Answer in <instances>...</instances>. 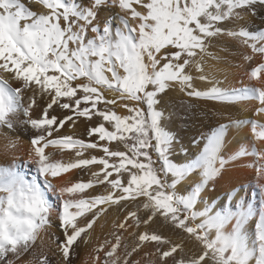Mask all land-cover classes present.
I'll return each instance as SVG.
<instances>
[{
	"label": "snow or ice",
	"instance_id": "obj_1",
	"mask_svg": "<svg viewBox=\"0 0 264 264\" xmlns=\"http://www.w3.org/2000/svg\"><path fill=\"white\" fill-rule=\"evenodd\" d=\"M31 2L45 11L38 13L23 0H0V70L19 84L13 88L8 79L0 76V127L13 129L15 119L22 112L28 117L25 122L37 132L31 139L36 179L29 182L13 166L0 167V264H14L25 254L34 256V264H50L47 256H35L34 248L42 233L51 227L50 217L54 212L63 228L64 239L57 238L56 245L60 264H72L70 253L76 254L73 245L82 233L92 228L96 214L79 225L77 217L96 205L137 197H146L143 208L149 215L143 220L145 224L160 214L202 245V253L197 257L178 260L173 255L178 245L170 244L158 234L145 232L139 235L141 244L155 242L154 255L160 264H202L206 258L207 264H264V185H260L259 207L237 201L214 216L208 215L210 209L193 211L203 188L219 176L227 164L220 153L229 125L211 130L199 156L185 166H178L168 159L173 138L161 127L163 114L155 107L160 94L179 84L182 89L189 90V96L222 103L258 100L256 114H264V87L231 91L213 87L208 92H200L193 88V77L186 71L195 66L203 72L202 63L208 48L214 38L221 36L231 37L243 48L264 56V29L254 32L239 23L246 16L255 15L256 5H264V0ZM110 8H118L119 12L112 13L110 19L101 23L100 13ZM232 25L237 27L228 30ZM244 58L251 60L252 57L245 55ZM261 72H264V63L250 75L258 79ZM201 79L207 80V77L201 76ZM28 89L33 95L25 105ZM37 90L49 99L42 116L32 118ZM106 93H111V98ZM118 100L123 103L118 104ZM53 105L67 112L61 117L55 112L49 115L48 109ZM110 105L126 108L128 115H118ZM93 116L101 121L89 129V135H96L98 141L118 142L112 150L107 145H99L104 157L80 158V150L96 149V142L85 143L71 136L48 139L68 121L75 123L74 117H86L91 121ZM233 123L239 126L242 122ZM256 127L254 123L257 140L264 141V125H259L260 131H256ZM49 145L78 146L75 153L78 158L67 164L52 162L45 154ZM120 145L126 150H120ZM148 149L156 154V160ZM242 154L249 153L245 150ZM251 154L264 161V152L253 149ZM157 160L161 164L159 170L154 167ZM93 164L102 166L100 172L92 173L96 181L110 185L106 196L86 200L76 194L91 187L92 182H77L57 189L50 179L72 169L88 170ZM197 170L199 177L193 178L192 187L187 189L188 195H177L176 184ZM159 171L165 177L171 175L172 182L161 180ZM259 171L264 179V163L260 164ZM113 172L116 177L108 180ZM124 172L128 179L122 182ZM40 177H43V186L38 182ZM117 190L118 197L115 196ZM48 193L61 203L62 212H57ZM72 208L77 211H70ZM129 216L135 217L136 213H129ZM201 216L205 217L201 224L188 223ZM232 221L235 223L231 231L225 232V226ZM249 221L255 229L251 244L245 228ZM140 222L136 220L137 225ZM124 226L123 223L120 225L121 228ZM119 246L117 237L115 244L104 252V259L100 260L99 255L96 259L100 264H121L117 254ZM97 251H103V248ZM135 251L137 248L132 249ZM132 252L125 255L130 257ZM9 254L14 261L8 259ZM123 264H129V260L123 259ZM133 264H139V261Z\"/></svg>",
	"mask_w": 264,
	"mask_h": 264
},
{
	"label": "rangeland",
	"instance_id": "obj_2",
	"mask_svg": "<svg viewBox=\"0 0 264 264\" xmlns=\"http://www.w3.org/2000/svg\"><path fill=\"white\" fill-rule=\"evenodd\" d=\"M23 2L26 3V6H29L32 10L37 11L38 13L45 11V9H43L42 6H38L35 3H32L31 0H23ZM114 12H119V9L110 8L109 18H111L112 13ZM261 29H264V26L263 28L261 27L259 30ZM217 38H214L212 40L211 45L208 48L209 49L208 52L212 50V46L216 44L217 40H219ZM253 70L254 69L249 70V74H251ZM7 78H8V82L11 85V87L13 88L19 87V84L17 81H15L14 79H11L10 77H7ZM173 88H175V86L166 89L164 93L160 94V96L158 97L159 103L155 105L156 110L163 114L162 119L160 120V125L164 129L165 132L170 134L173 139L174 138L177 139L178 142H180V144L183 142L182 144L185 143L187 145V143L192 142V144L195 145L197 149H199L200 151L203 148L202 145L204 144L203 142H204L205 137L210 133L211 130L218 128L220 125H222V122L218 120L219 116L216 112L214 111L210 113L204 112L197 105V102L199 101L209 102V103L213 102L212 104H217V105H221L223 103L222 102L218 103V101L206 99L203 97L189 96L187 94V92L189 91L188 89H182V90L180 89V92H179L180 96L182 95L183 97L181 96L182 97L181 98L180 96H176L177 97L176 98L175 96H173V94L176 92V89H179V88L177 87L175 89ZM184 91L186 92L184 93ZM167 94L169 96H167ZM32 95L33 94H32L31 89H28L26 91V95L24 98L25 105L29 103V100L32 98ZM169 97L170 98L172 97V98L170 99ZM48 99L49 98L46 94H41L39 93V90H37V94L35 95L36 104L33 105L32 112H31L32 118H37V117L42 116V111L46 108ZM119 103H123V101L118 100V104ZM235 105L236 103L229 104V106H235ZM102 106L103 105H98V107H102ZM81 107H83V105H81ZM109 107L113 108L117 112L116 106L110 105ZM143 107L146 108V105H143ZM123 109H125L124 111H126L125 115H128L127 109L126 108H123ZM48 112H49V115L55 112L57 117H61L67 112V110L59 109L56 105H53V108L48 109ZM27 119L28 117L24 116L23 113L21 112L20 115L15 119V121L16 122L18 121L17 123L21 125L20 129L22 130V132L26 131L27 133L37 135L36 130L32 129L30 124H27L25 122L27 121ZM74 119H75V123H73V121H68L67 123H65L63 128L59 129V131L53 132L52 136L48 137V139H57L61 137L71 136L72 138L82 140L85 143L96 142L98 144V147L96 149H86V150L81 149L80 151L82 152V157L80 158H91L92 156H95L97 158L104 157L105 154L102 151V148L99 147V145H107L109 149L112 150L118 143L116 141H113L111 143L107 141H98L96 135H91V136L89 135V129L93 126L98 125L99 122L101 121V118L97 116H93L91 121H89L86 117H79V118L74 117ZM213 119H217L218 121L214 122ZM214 123L216 124L218 123V124L215 125L214 128L212 127L210 129L209 126H211ZM106 127H107V124H106ZM185 141H187V143ZM46 149H48L49 152L53 154L52 156L53 160H51L52 162H60L62 164H67L70 162H74L78 158L75 155V153L78 150V146H70L68 148H62L59 146L49 145V147H47ZM175 149H176V143L174 140H172V143L168 149V159L169 160L171 156L170 154L175 152ZM120 150H126V149H124L123 145H120ZM148 151L152 155L153 160H156V154L151 149H148ZM18 158H20L19 159L20 164H21L20 168L24 169L23 171L25 172V179L28 180L29 182H31L33 179H36L37 173L35 170L36 168L35 164L32 163V161L31 162L29 161V163H26L24 158H21V157H18ZM113 159H116V158H113ZM141 159H143V157H141ZM101 167L102 166L98 164H93V165L88 166V170L81 171V169L79 168L72 169L68 172H65L64 175H67V173L70 174V173L75 172L74 174L75 177H74L73 182L77 180L78 178L80 182H84V183L92 182L91 188L90 187L87 188L84 192H82V194L79 193L80 195L85 196L86 199L88 198L91 199L95 197L100 190H103V191L105 190L107 193L110 190V185L106 183L105 184L98 183L96 181V178L92 175V172H100ZM154 167L158 170L161 168V164L158 160L156 161ZM158 174L161 180H165L171 183L172 179L169 178V176L165 177L162 171H159ZM116 175L117 174L113 172V176L109 177L108 180L114 179ZM121 178H122V182L126 181L128 179L127 173L126 172L122 173ZM50 179H54V178H50ZM38 182L41 183V186H43V177H40ZM74 183H77V181H75ZM168 191H171V189H168ZM87 192H88V195H87ZM89 192H94L96 194L95 195L93 194L92 196V195H89ZM101 192L102 191L98 193V196H103ZM119 194H120L119 190H117L115 193V196L118 197ZM49 197L56 204L57 212H62L61 203L59 201H56L55 197L50 193H49ZM260 200H261V189L255 191L254 199L250 203L259 207ZM145 201H146V197H137L135 200L129 198L127 200H119L118 202H114L107 209H102L103 207H100L102 206L103 204L102 203V204L96 205L97 209H95L96 208L95 206L94 209L92 208L93 210L91 209L92 211L85 210L84 215L80 216L81 218L77 217L76 223L78 225L83 223L86 219L91 218L94 213L96 214L95 222L93 223L92 228L87 229L85 233H82L81 237H79L76 243L73 245V248L76 249V254L73 256L70 253L72 264H78L81 258L80 248L83 247L84 244L85 245L89 244L88 246L89 252H91L90 248H92V252H93L92 259L93 260L91 261V263L90 262L89 263L90 264H94V263L100 264V261H98L96 257L99 255L100 260H103L104 252L108 251L115 244L117 237H119L120 239V246L117 249V254L121 257V264H123V259H128L129 264H133V262L135 261H139V264H153V262L154 264H160L158 257L154 255V253L156 252L155 242H152L151 244L147 242H145L144 244H141L139 241V235L145 232L161 235L163 238L169 240L170 244L178 245L179 247L177 248V252L173 254L174 256L177 257L178 260L184 259L185 261H187L188 259L197 257L198 255L202 253V245L198 241H196L194 237H190L189 234L183 231V229L177 228L171 220H165V218L161 216L160 214H157L151 220H149L147 224H145L143 220L145 217L149 215V212L143 208V202ZM72 210L73 208L70 209V211ZM132 212L136 213L135 217L129 216V213H132ZM181 213L184 214L183 210H181ZM137 219L141 221L138 225L136 223ZM99 223H100V227H102L101 228L102 232L96 237H94L92 232H94L95 225ZM122 223H124L125 225L124 228L120 227ZM188 223L193 226L199 225L198 223H196V221H193V220H189ZM59 225H58V228L56 227L52 231L54 232V241H52L51 243L52 246H49L50 244L48 242L46 241L42 242V241H39L38 239L39 242L37 241V244L34 248L35 256H40V257L42 256L41 258H43L44 256H47L48 258L49 257L53 258V260L55 259V261L60 259V258H57V257H60L59 249H57V246H56L57 238H59V240L62 241L64 237L62 235L63 233L62 229ZM93 239H96V240H93ZM86 241L88 242L87 244H86ZM77 245H79V247H77ZM90 245L92 247H90ZM101 248H103V251L98 252L97 250ZM133 248H137V251L132 252ZM126 252H132V255L128 257L125 255ZM8 259L14 261V258L11 256V254H9ZM168 259L169 261H171V257ZM30 262L34 264V256L25 254L24 256L21 257L19 262L14 261V264H30ZM84 263L85 262H83V264ZM205 263H207V258L205 259L204 262H202V264H205Z\"/></svg>",
	"mask_w": 264,
	"mask_h": 264
},
{
	"label": "bare ground",
	"instance_id": "obj_3",
	"mask_svg": "<svg viewBox=\"0 0 264 264\" xmlns=\"http://www.w3.org/2000/svg\"><path fill=\"white\" fill-rule=\"evenodd\" d=\"M109 15H110L109 10L107 9L104 12H101L100 13L101 23H103L107 19H110ZM239 23L240 25L245 26L248 30L254 32L258 31L261 27L263 28L264 5L257 4L255 8V15H248ZM236 27H237L236 25H232L228 30H234ZM217 39L219 40L216 41V44L212 46V50H210L208 52V55H206L203 59V63H202L203 72H200L195 66H192L190 69L186 70L188 74L192 75L193 77V81H192L193 88H195L197 91L200 92H208L213 87L225 91H231L233 89H241L248 87H255V88L264 87V72L258 74L259 76L258 79L255 77H251V75L249 74V70L255 69L256 67H259L261 63H264V56H260L259 54L252 53L250 48L248 49L243 48L242 46H240L239 41L234 40L231 37L221 36L218 37ZM245 55L251 56L252 57L251 60H246L244 58ZM0 76H3V78L5 79H8L7 77H10L8 76L7 73H4L2 70H0ZM201 76H206L207 80L201 79ZM176 87L179 89H176V92L173 94V96L175 97L180 96L179 93L180 89L182 90L179 84H176L175 88ZM185 92L186 91H184V93ZM106 94L109 96V98H111V93H106ZM167 96L169 95L167 94ZM212 103L213 102L209 103V102L199 101L197 102V105L206 113H210L212 111L216 112L219 116V119L218 118L217 119L222 122V125H229L225 134L224 147L220 153L221 157L227 161V164L220 172V175L217 176L214 180H210L207 183V185L203 188V190L200 193V196L197 199V203L193 208V211L204 212L205 209H210L208 215L214 216L218 212H221L223 210V207H227L232 204H235L237 201H244L250 203L254 199L255 191L260 189V185H264V179L261 178L259 171L260 164L264 163V161H261L258 156L251 154L253 149H256L258 152H264V141L257 140L255 133L253 131L254 123L255 125H257L255 130L256 131L261 130L259 125H264V114L261 115L256 114V109L259 108L258 100L240 101L236 103L235 106H229L228 103L227 104L223 103L221 105L212 104ZM116 110L118 112L117 113L118 115L126 116L125 115L126 111H124L125 109L121 107H116ZM217 119H213V121L216 122L218 121ZM237 121L242 123L239 126H236L233 122H237ZM17 122L14 121V128L11 130H9L6 127H0V167L13 166L17 172H19L22 176L25 177V172L23 171L24 169L20 168L21 167L19 161L20 158L18 157L24 158L26 163L32 161L31 154H32L33 146L31 144V139L35 135L31 133H27L26 131L22 132V130L20 129L21 125H19ZM217 124L214 123L211 126H209V128L210 129L212 127L214 128V126ZM173 140L176 143L175 152L170 154L171 155L170 161L173 164L178 166H185L199 156L201 150L199 151V149H197V147L193 145L192 142L187 143V141H185L187 143L186 145L185 143L182 144L183 142L180 144V142H178V140L175 138ZM245 150H247L249 154L247 155L242 154ZM237 153H241V154L237 155ZM45 154L50 157V160H53L52 159L53 154L50 153L49 150L46 148H45ZM61 174L63 175H60L59 177L52 179L53 180L52 182L56 185L57 189L61 187L72 186L73 184H75L74 183L75 181L80 182L79 178L73 182L75 177L74 176L75 172L70 174L67 173V175H64V173ZM198 177H199V171L197 170V172L191 173L189 177L177 183L175 187L176 194L181 197H186L188 195L187 189L191 188L193 185V178H198ZM169 178L173 180V177L171 175H169ZM100 191H102L101 193L103 196L108 195V193L105 190H104L105 192L103 190ZM98 193L96 196H98ZM93 194L95 195L96 193L89 192V195L93 196ZM76 195L80 197H84V199H86L85 196H82L79 193H77ZM48 198L50 199L49 193H48ZM86 200H89V198ZM113 203L114 202H109L106 204L103 203L102 206L100 207H103L102 209H107ZM94 208L95 207H93V209ZM95 209H97V206ZM72 211L75 212L77 211V209L73 208ZM233 211H235V208H233ZM50 219H51V227H49L46 231L42 233L39 241L42 242L46 241L50 244L49 246H52L51 243L52 241H54V232L52 231L56 227L58 228V225L59 224L61 225V222L57 218L56 212L52 213ZM204 219L205 217L201 216L197 218L195 221L196 223L201 224ZM234 223L235 222L232 221L230 224L226 225L225 232L231 231L232 227L234 226ZM94 228H95L94 232H92V230L91 232L93 233L94 237H96L102 232L101 229L102 227H100V223H99L96 224ZM245 228L247 230L249 244H251L255 238V229L253 222L249 221V224L246 225ZM61 229L63 232L62 227ZM214 235L215 234L213 232L212 233L213 238ZM87 241L86 244L89 242ZM84 246L80 248L81 258L78 264H83V262H85L84 264H88L89 262L91 263V261L93 260L92 248H90L91 252H89L88 250L89 244L87 245L84 244ZM90 247L92 246L90 245ZM48 259L50 261V264H60V259H58L57 261H55V259L53 260V258L50 257Z\"/></svg>",
	"mask_w": 264,
	"mask_h": 264
}]
</instances>
